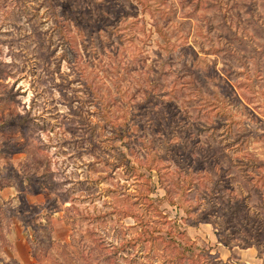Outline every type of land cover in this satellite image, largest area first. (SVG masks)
<instances>
[{
    "label": "rangeland",
    "instance_id": "374dc122",
    "mask_svg": "<svg viewBox=\"0 0 264 264\" xmlns=\"http://www.w3.org/2000/svg\"><path fill=\"white\" fill-rule=\"evenodd\" d=\"M150 2L0 0V65L11 73L0 70V95L12 94L0 119L33 118L30 130H0L2 150L30 143L0 154V173L25 180L33 159L53 173L0 185V264L49 263L31 256L19 218L47 213L59 249L67 205L93 216L81 224L106 244L131 243L119 264H264V208L252 206L264 166L250 200L232 166L254 173L250 155L264 161V0ZM157 166L166 185L191 179L174 203Z\"/></svg>",
    "mask_w": 264,
    "mask_h": 264
},
{
    "label": "trees",
    "instance_id": "16d2710c",
    "mask_svg": "<svg viewBox=\"0 0 264 264\" xmlns=\"http://www.w3.org/2000/svg\"><path fill=\"white\" fill-rule=\"evenodd\" d=\"M142 9L149 10L151 8L152 2L149 3L150 0H136ZM0 70L3 77L11 74L10 71H7L5 66L0 65ZM0 100L2 101L4 98L11 99L12 94L11 90L7 91L5 95H0ZM33 126V118L28 114H20V113H7L6 115L2 116L0 119V130H11L14 127H19L20 130H30ZM21 132V131H20ZM3 143L6 142V139H1ZM8 146V145H5ZM28 146V147H27ZM30 143L26 141L24 144L19 145L15 149V145L12 149L5 151L2 150L3 146L0 147V154L6 153H15V152H24L27 153L29 150ZM36 147L37 152L39 147H37V143L33 145ZM15 149V150H14ZM14 150V151H13ZM40 151V150H39ZM248 154V153H247ZM117 159L123 163L129 170L134 169L133 165H129V159L123 155V153L117 154ZM249 163L246 165L248 168L254 171V173H243V169L240 166L241 163H236L232 165L233 167L236 166L237 171L239 174L236 175L238 179H244L246 182H250V189L247 192V198L249 200L252 198L253 195H258L259 193V176L260 169L264 166L263 160H259L256 157L250 155ZM34 163V165H33ZM33 163L29 162L31 168L28 169L27 174H25V180L21 178L20 175H5L0 173V185H16L17 183L21 182L22 184H31V179L34 178H42L43 180H50L52 178L53 173L49 170L47 165H44L43 169H40L41 166L37 165L33 159ZM118 166V165H114ZM33 167V168H32ZM162 166L155 167V170L158 175V182L161 183L162 186L166 188L168 193V200L170 203H174L175 201L172 200L170 197V192H176L179 197H182L186 193V189L191 184V179L188 181L182 180L181 184L176 182L175 186L166 185L163 174L166 171H162ZM41 170V171H39ZM41 173V174H39ZM248 176V178H247ZM264 178V175H262ZM16 178V179H15ZM12 179L14 182H12ZM210 180V177H209ZM147 185L145 192H139L143 198H149L147 195V191H151L152 187L150 186V179L147 178ZM184 183V184H183ZM55 190H58L59 201L61 203H66L70 201L69 197V190L62 187L61 182H55ZM264 184V183H263ZM51 185V184H49ZM258 197V196H257ZM257 200H260L259 204ZM257 200H253L255 204H253V208H264V195L263 197H258ZM181 204V203H180ZM3 203L0 202V212L2 213L3 210ZM250 207V206H249ZM116 212L120 211L123 212L125 215L128 213L125 209H116ZM64 213L67 217V224L71 226V232L69 234V242H62L59 245V249H53L52 247V240L50 237V233L52 231V224L49 220V216L46 213L44 217H40L38 213L34 212H27L26 215H30L29 219L25 215L19 218L22 226L25 229V239L29 245L30 254L35 259L36 262L42 261L44 258L50 259L49 263L47 264H71L72 260L76 261V264H119V253L124 251L126 247L131 244L129 241L121 242L118 245L113 244H106L104 240L99 236L98 232L93 228L89 227L88 225L83 226L81 223L83 219H91L93 216L83 213L82 211L78 210L77 207L73 205L64 206ZM31 228L32 231H27V228ZM142 233H150L149 236L152 237L153 232L149 231L144 224H142ZM157 237V236H156ZM227 235H224L222 239L225 241V244H228ZM146 239V237H143ZM142 239V240H143ZM247 243V241H245ZM248 244V243H247ZM48 251H52L54 256L52 257V253L48 256ZM48 256V257H47ZM183 264H186V260Z\"/></svg>",
    "mask_w": 264,
    "mask_h": 264
}]
</instances>
